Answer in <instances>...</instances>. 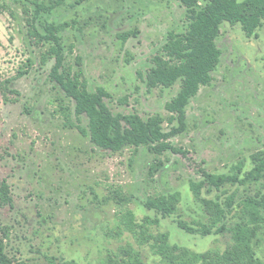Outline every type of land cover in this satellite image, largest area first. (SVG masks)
<instances>
[{"label": "rangeland", "instance_id": "rangeland-1", "mask_svg": "<svg viewBox=\"0 0 264 264\" xmlns=\"http://www.w3.org/2000/svg\"><path fill=\"white\" fill-rule=\"evenodd\" d=\"M56 1L0 0V187L6 186L9 198L0 200V225L9 228L5 254L24 264H49L51 258L101 264L128 243L157 263L147 246L138 247L124 231L126 211L138 223L156 218L154 231L167 233L171 244L196 253L230 249L231 228L241 220L239 204L264 196V180L202 189V198L217 199L221 207L233 198L237 211L224 220L223 234L189 235L176 220L207 219L190 181L200 182L203 173L232 174L238 166L250 171L253 156L264 153V25L248 38L240 25L222 24L213 80L186 106L184 129L165 141L175 151L159 157L145 146L110 152L91 144L87 118L75 114L73 101L51 81L54 58L33 30L45 35V26L69 23L57 34L65 65L89 91L102 88L114 114L159 116L164 133L171 134L180 126L170 122L165 105L178 94L180 81L148 89L145 78L167 35L185 31L186 8L181 0ZM34 2L51 7L49 13L34 19ZM125 33L130 35L123 41ZM157 163L162 166L151 172ZM174 193L180 203L169 218L144 206ZM256 254L264 261V244Z\"/></svg>", "mask_w": 264, "mask_h": 264}, {"label": "trees", "instance_id": "trees-1", "mask_svg": "<svg viewBox=\"0 0 264 264\" xmlns=\"http://www.w3.org/2000/svg\"><path fill=\"white\" fill-rule=\"evenodd\" d=\"M63 2L57 0L56 5ZM186 8V26L183 33H169L167 41L161 48L162 55L152 58L145 83L148 89L169 88L180 81V90L175 98L165 105L171 114L170 122L177 120L178 130L171 134L164 133V120L159 116L142 120L136 114H114L106 103L109 95L98 88L95 92L88 90L79 73H75L69 65H65V54L57 34L69 23L44 27L45 35L33 30V35L49 44L48 54L54 58L50 73L51 81L56 87L73 101L75 114L85 116L88 120V136L96 148L119 152L123 148H138L145 146L150 152L159 157L165 150L172 149L165 141L175 132H181L185 124V108L194 98L201 86H208L213 80L221 58V51L216 40L223 23L230 26L240 25L246 37L256 36V31L264 25V0H181ZM34 19L40 13H49L51 7L34 2ZM129 33L123 34L126 41ZM71 47L69 50L72 51ZM253 167L250 171L242 172L238 166L232 169V174L203 173L200 182L190 181L193 197L203 208L207 216L205 222L189 224L180 218L176 220L177 227L189 235L208 236L223 234L227 227L223 223L227 216H233V198L228 197L221 204L214 200L201 197L202 189L208 191L220 190L226 185H246L264 180V153L253 156ZM162 166L157 163L151 172ZM243 173V174H242ZM243 175V176H242ZM0 200L8 203L7 188L0 187ZM180 203V195L174 193L149 199L144 206L149 211H155L163 218L176 214ZM240 205V223L232 232V247L220 253L209 250L206 253H196L182 246L171 244L167 233L155 232L158 228L157 219L145 217L141 223L135 221L133 213L126 211L121 216L124 231L130 233L138 247L149 248L151 255L158 262H148L139 250L126 244L114 252H109L101 264H264L256 254V249L264 244V196L248 197ZM9 238V228L0 225V264H24L15 262L5 254V240ZM49 264H76L74 261L55 262L49 259Z\"/></svg>", "mask_w": 264, "mask_h": 264}]
</instances>
